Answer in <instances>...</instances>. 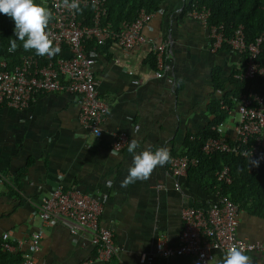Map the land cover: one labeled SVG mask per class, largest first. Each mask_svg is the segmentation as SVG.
<instances>
[{"label":"crops","instance_id":"crops-1","mask_svg":"<svg viewBox=\"0 0 264 264\" xmlns=\"http://www.w3.org/2000/svg\"><path fill=\"white\" fill-rule=\"evenodd\" d=\"M183 6L184 0H164L162 14L153 15L144 28V43L127 50L105 44L97 51V90L109 100L99 137L79 123L77 103L67 92L39 95L21 109L0 105V242L4 231L26 240L28 232L39 230L37 264H78L92 258L89 232L73 234L59 223L43 226L35 212L42 198L62 183L103 194L100 223L112 229L119 250L111 260L93 264H198L190 254L159 256L155 243L163 234L170 245L177 244L182 208L207 206L217 199L209 179L194 169L172 177L166 164L155 168L147 181L122 187L133 154L128 143L118 153L111 150L112 130L126 132L129 141L136 129L138 152L149 146H165L170 155L186 151V136L211 123V104L225 94L232 98L231 77L241 56L229 48L212 50L208 27L182 14ZM159 43H165L162 51L169 67L156 77L152 57ZM135 78L142 82L133 84ZM259 91L264 94V87ZM237 118L232 98L219 133L233 137ZM240 199L237 236L264 241V216L246 210L250 199ZM22 249L10 253L21 255ZM5 252L0 243V264H12ZM214 252L210 264L224 255ZM141 255L143 262L138 261ZM251 264H264V252L253 254Z\"/></svg>","mask_w":264,"mask_h":264},{"label":"built area","instance_id":"built-area-1","mask_svg":"<svg viewBox=\"0 0 264 264\" xmlns=\"http://www.w3.org/2000/svg\"><path fill=\"white\" fill-rule=\"evenodd\" d=\"M59 2L60 0H45V6L51 8L54 13L48 31L54 46H59L61 51L65 50L67 55L58 54L49 58L36 55L35 52L21 53L17 62L10 67L5 60H0V105L21 109L35 101L39 95L67 92L77 103L79 123L99 137L109 100L98 94L94 73L97 55L95 47L111 44L127 50L144 43L147 40L144 34L145 26L153 15L162 14L163 11L161 8L152 12L140 9L134 20H123L117 27H111L101 21L107 10L105 0H96L95 8L92 7V0H80L81 6L91 7L92 17L89 24L79 19L78 12L55 8V4ZM185 15L208 27L212 50L226 43L229 49L241 56V65L233 72V77L250 81L245 91L240 92L237 98L232 97L238 117L232 126L233 137L219 133L222 121L211 125L210 129L217 134L200 138L201 154L210 156L229 153L247 159L252 155V159L264 162V159H260L264 156V94L259 91L258 81L255 80L264 78V67L257 60L262 36L247 43L241 25L234 28L229 36H225L221 25L208 23L207 8L192 7ZM88 42L94 43L89 49ZM164 47L165 43H159L153 49V74L156 77L162 76L169 67L163 55ZM141 82L142 79L139 78L132 80L133 84ZM219 105L227 112L230 111L223 99ZM111 135V150L118 153L126 145L128 135L120 130H112ZM191 138L194 136H190ZM199 161L197 155H189L186 151L173 153L168 170L171 176L176 178L186 175ZM214 176L217 183V199L207 206L188 205L182 208V229L177 244L170 245L165 236L160 234L155 243L157 255L168 257L190 254L197 259L198 264H210L215 259V250L224 253L233 245L242 249L250 258L255 253L264 252V241H250L236 234L239 204L222 192V187L232 181L229 165L223 164L215 171ZM172 184L176 189L180 188L176 180ZM161 188L162 186L157 187L159 190ZM102 199L101 192L90 194L74 186L65 187L62 183H57L50 195L42 198L36 205L35 212L41 225L59 223L73 234H91L94 255L78 264L105 262L118 254L119 247L112 229L100 223ZM27 235L26 240H19L11 236V231H4L1 234V247L9 252L18 251V248L23 247L21 264H37L35 253L41 247V232L34 230ZM138 261H145V256L141 255Z\"/></svg>","mask_w":264,"mask_h":264},{"label":"trees","instance_id":"trees-1","mask_svg":"<svg viewBox=\"0 0 264 264\" xmlns=\"http://www.w3.org/2000/svg\"><path fill=\"white\" fill-rule=\"evenodd\" d=\"M36 3L45 4V0H35ZM106 13L101 18L102 24L111 27L123 21H132L136 18L140 9L147 12L156 11L161 8L164 0H105ZM83 12H78L79 19L86 24L91 23L92 10L91 7L81 6ZM195 8H207L209 10L208 23L213 25H221L224 35L229 36L232 30L241 25L245 41L252 42L258 36H262L260 42V50L257 55L258 63L264 67V0H184L182 14L187 10ZM15 22L6 14L0 13V60H5L10 67L17 62L21 53L35 52L34 50L25 51L22 42L17 41L18 47L15 51H9L10 40L15 39L14 36ZM93 42L87 43V48H91ZM105 46V45H104ZM104 46H96L98 51ZM223 48H229L223 43ZM153 58V57H152ZM234 72V71H233ZM260 87H264V78H255ZM234 89L231 91V97L237 98L238 94L245 91L250 81L239 80L231 77ZM223 101L232 106V98L225 94ZM220 101H214L210 110L214 117L204 130L195 135L193 139L187 135L184 146L186 153L189 155H197L200 161L197 166L191 167L196 171H201V175L209 179L211 186L216 189V180L214 173L223 164H228L231 171L232 181L229 185L222 187V192L229 195L234 201H240V198L250 199L251 203L246 210L253 214L264 216V162L259 160V167L249 165V160L240 156L229 153H217L210 156L202 155L199 147L201 145V137L215 136L217 133L210 129V126L224 120L227 111L219 105ZM257 160V159H253ZM12 264H20L22 257L20 253L5 252Z\"/></svg>","mask_w":264,"mask_h":264},{"label":"clouds","instance_id":"clouds-1","mask_svg":"<svg viewBox=\"0 0 264 264\" xmlns=\"http://www.w3.org/2000/svg\"><path fill=\"white\" fill-rule=\"evenodd\" d=\"M95 6L96 0H92V7ZM55 8L83 12L80 0H60L55 4ZM0 13L6 14L15 22V39L10 40V52L17 49V41H20L25 51L34 50L39 56L53 58L60 53V47L54 46L51 33L48 31L54 16L51 8L43 3L38 4L35 0H0ZM135 131L136 129H133L132 138L127 142V151L133 154V162L128 175L121 183L122 187H127L138 180L147 181L155 168L163 167L171 161L170 151L165 146H157L155 150L149 146L138 152L137 149L141 145L135 138ZM260 159H264V156ZM259 162L253 160L251 155L249 165L259 167ZM216 264H251V258L242 249L233 245L225 250L223 257L218 259Z\"/></svg>","mask_w":264,"mask_h":264}]
</instances>
